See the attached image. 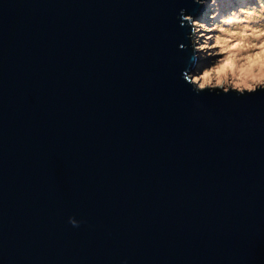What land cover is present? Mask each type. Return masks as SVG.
Here are the masks:
<instances>
[{
	"label": "water",
	"instance_id": "water-1",
	"mask_svg": "<svg viewBox=\"0 0 264 264\" xmlns=\"http://www.w3.org/2000/svg\"><path fill=\"white\" fill-rule=\"evenodd\" d=\"M202 7L0 0V264H264V91L186 81Z\"/></svg>",
	"mask_w": 264,
	"mask_h": 264
},
{
	"label": "clouds",
	"instance_id": "clouds-1",
	"mask_svg": "<svg viewBox=\"0 0 264 264\" xmlns=\"http://www.w3.org/2000/svg\"><path fill=\"white\" fill-rule=\"evenodd\" d=\"M194 2L206 6L211 23L181 9V24L191 27L194 53L208 61L184 72L193 90L239 96L264 91V0ZM69 222L79 225L75 217Z\"/></svg>",
	"mask_w": 264,
	"mask_h": 264
},
{
	"label": "rangeland",
	"instance_id": "rangeland-1",
	"mask_svg": "<svg viewBox=\"0 0 264 264\" xmlns=\"http://www.w3.org/2000/svg\"><path fill=\"white\" fill-rule=\"evenodd\" d=\"M203 11L201 12V14L200 15H197V16H195L196 18H200L199 16H204V15H206V18H204L207 22H209V23H211V21L210 20H208V16H207V8H206V6H204L203 5ZM206 13V14H205ZM196 56H198L197 54H196ZM198 58H199V61H198V63L196 64V66H195V68H194V70L196 69V67L198 66V65H200V64H204V63H207L208 61L207 60H204L201 56H198ZM193 70V71H194Z\"/></svg>",
	"mask_w": 264,
	"mask_h": 264
},
{
	"label": "trees",
	"instance_id": "trees-1",
	"mask_svg": "<svg viewBox=\"0 0 264 264\" xmlns=\"http://www.w3.org/2000/svg\"><path fill=\"white\" fill-rule=\"evenodd\" d=\"M205 14H206V13H205ZM199 17H200V18H203V17L206 18V15H204V16H199Z\"/></svg>",
	"mask_w": 264,
	"mask_h": 264
}]
</instances>
